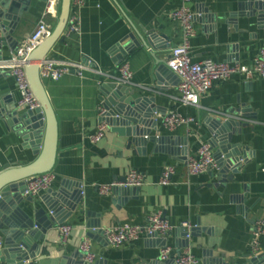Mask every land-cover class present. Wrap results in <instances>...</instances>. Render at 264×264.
Listing matches in <instances>:
<instances>
[{
    "label": "crops",
    "instance_id": "obj_1",
    "mask_svg": "<svg viewBox=\"0 0 264 264\" xmlns=\"http://www.w3.org/2000/svg\"><path fill=\"white\" fill-rule=\"evenodd\" d=\"M246 1L190 2L197 31L190 40L193 61L211 59L251 64L258 50L264 47V28L258 26L255 16L240 14L248 10L243 5ZM179 4V0H82L77 10L80 31L64 34L63 40L48 53L57 60L89 63L107 73H117L119 64L128 62L133 82L129 86L141 95L154 98L153 104L160 111L154 114L157 126L149 128V136L156 143L149 141L143 153H138L134 146L126 149L128 139L118 137L110 127L103 139L92 142L91 135L100 121L99 87L111 81L92 71L82 76L72 71L56 81L42 79L58 128L57 153L51 171L55 179L49 189L56 191L64 184L77 189L81 184V199L73 211L62 203L57 208V215L64 216L63 221L47 229L40 254L35 258L37 264H64V256L80 251L88 223H98L100 228L123 222L142 225L158 211L172 226L170 234L156 237L142 234L136 242L118 247L108 244L102 234L87 236L94 259L85 263L162 264L159 252L164 245L175 251L188 247L200 264L213 263L215 259L242 263L246 257H252L249 254L252 223L264 219V79L246 80L233 75L228 80L214 82L200 97L199 107L178 102L177 78L164 74L162 81H157L153 54L166 60L170 49L180 43V28L170 17ZM44 5L33 0L29 10L23 13L13 34L17 47L31 34ZM47 21L53 26L56 23L51 17ZM150 32L169 47L162 50L151 44L146 47L142 40ZM117 44L121 46L113 51ZM13 52L3 47L0 64ZM0 74V96H11L4 105L18 107L14 77L8 70H0ZM155 86L158 89L151 90ZM172 110L193 117L197 123L165 128L162 117ZM210 113L246 123L241 126V133L234 136V142L241 144L247 161L224 184L216 179L219 169L191 175L185 163L186 157L196 154L202 142L210 144L211 125L206 121ZM35 158L33 150L23 147L0 120V160L20 166ZM166 164L174 165L175 173L171 183L160 185ZM132 168L146 177L136 198L122 201L123 196L112 190L106 195L99 193L98 185L118 183ZM231 168L228 167L226 176L232 173ZM47 190L35 195L32 203L22 204L30 216L37 209L51 215L42 199ZM182 222H188L193 229L189 239L181 235ZM61 224L72 226L65 242L58 235L57 227ZM262 243L257 264H264V238Z\"/></svg>",
    "mask_w": 264,
    "mask_h": 264
},
{
    "label": "water",
    "instance_id": "obj_2",
    "mask_svg": "<svg viewBox=\"0 0 264 264\" xmlns=\"http://www.w3.org/2000/svg\"><path fill=\"white\" fill-rule=\"evenodd\" d=\"M32 1L0 0V58L3 47L6 46L13 51L18 48V42L14 40L13 34L23 13L27 12L32 5ZM36 1L46 2V0ZM71 2L72 0H61L59 14L52 31L42 39L27 58L25 72L40 107L34 110L20 111L19 107L15 105H4V102L8 101L11 96H0L1 122L7 129L12 130L23 147H30L36 154L33 161L20 166L0 160V264H37L35 258L40 254L41 241L44 240L47 229L63 221L64 216L57 215V208L65 204L73 211L81 199V184L77 189H71L64 184L56 191L48 189L42 197L51 215H47L43 209H37L33 216H30L22 206L24 202L32 203L34 197L25 194L26 180L35 175L52 171L56 159L57 121L40 77L39 62L48 55L59 40H63ZM243 5L248 10L240 12V14L247 17L255 16L258 26L264 28V0H247L243 2ZM142 42L146 47L151 44L157 50L169 47L168 44L160 42V38L153 32H150L147 39ZM120 46L117 44L113 47V51ZM153 56L156 62L157 81H162L164 74L176 77L166 66V60L155 54ZM155 89H158V86L151 88V90ZM99 92V99L105 109V114L99 120L108 123L110 130L117 133L118 137L128 139L126 149L134 146L138 153H143L149 141L156 143V139L149 136V128L157 126L154 114L160 111L159 107L153 104L154 98L137 93L135 87L114 82L102 83ZM206 121L211 125L212 138L209 142L214 150V159L219 165V174L216 175V179L218 183L224 184L231 180L233 174L247 161V153L241 144L234 142V136L241 133V126H245L246 123L216 113H210ZM228 167H232V173L226 176ZM124 181L125 178L120 180V182ZM139 188L117 185L112 188V191L117 196L122 195L121 199L125 201L129 197L136 198ZM86 227L89 237L102 234L98 223H88ZM180 230L181 235L186 236L185 229L181 228ZM192 230H190V235ZM149 237H156V234ZM259 258L260 256L246 257L242 263H227L221 259H215L213 263L207 264H257ZM62 260L64 264H96L85 263L80 251L64 256Z\"/></svg>",
    "mask_w": 264,
    "mask_h": 264
},
{
    "label": "built area",
    "instance_id": "obj_3",
    "mask_svg": "<svg viewBox=\"0 0 264 264\" xmlns=\"http://www.w3.org/2000/svg\"><path fill=\"white\" fill-rule=\"evenodd\" d=\"M179 1V6L171 12L170 17L180 28L181 41L170 49L165 62L168 69L178 78L177 90L179 95L176 97L178 102L184 105L199 107L200 97L208 91L214 82L228 80L233 75H240L246 80L264 79V47L258 50L251 64H242L238 61L216 62L211 59L193 61L190 55V40L196 35L197 31L193 21V11L189 7L192 0ZM60 2L61 0H46L42 15L35 24L31 34L18 46L6 62L0 64V70H8L15 79L19 93L17 105L20 108L34 110L40 107V103L30 87L25 67L30 52L52 31L54 26L47 21V18L57 19ZM81 4L82 0H72L64 34L78 33L80 31L77 10ZM117 70V73H107L101 69L94 68L89 63L62 61L48 55L39 62V73L42 79L56 81L64 74L72 71L77 72L81 76L86 71H92L117 84H133L131 80L132 72L128 62H121ZM104 114L105 109L100 102L97 115L101 118ZM189 123L197 122L193 117L183 116L175 110L170 111L162 117V125L168 129H175ZM108 129V123L100 120L96 131L91 135L92 142H98L103 139ZM185 163L187 171L191 175L219 169V165L213 156L212 147L208 142H202L196 154L186 157ZM174 173V165H164L158 183L160 185L171 183V176ZM54 179L55 175L51 171L28 178L26 180L25 194L35 196L41 191L49 189ZM145 182V174L140 170L132 168L127 172L124 182L98 185V191L101 195H106L111 192L114 186L140 187ZM181 227L187 232L185 238L189 239L191 225L188 222H182ZM171 229L172 226L160 211L150 215L146 223L142 225L123 222L101 228L102 235L108 244L115 247L132 244L142 234L146 236H151L152 234L165 236ZM57 230L60 240L65 242L71 233L72 226L61 224L57 227ZM263 238L264 219H255L252 223L250 256L256 257L262 252ZM79 249L83 254L84 261L91 262L94 259L89 237L86 236L82 239ZM159 260L163 264H200L199 259L188 247L182 251H175L170 246L165 245L160 249Z\"/></svg>",
    "mask_w": 264,
    "mask_h": 264
}]
</instances>
